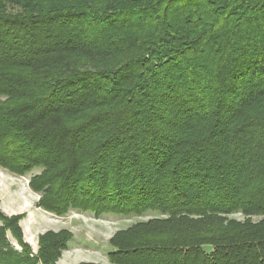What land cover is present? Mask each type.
I'll list each match as a JSON object with an SVG mask.
<instances>
[{
  "label": "trees",
  "instance_id": "16d2710c",
  "mask_svg": "<svg viewBox=\"0 0 264 264\" xmlns=\"http://www.w3.org/2000/svg\"><path fill=\"white\" fill-rule=\"evenodd\" d=\"M0 167L57 216L158 213L114 264H264V0H0ZM22 218L0 264H58Z\"/></svg>",
  "mask_w": 264,
  "mask_h": 264
},
{
  "label": "rangeland",
  "instance_id": "374dc122",
  "mask_svg": "<svg viewBox=\"0 0 264 264\" xmlns=\"http://www.w3.org/2000/svg\"><path fill=\"white\" fill-rule=\"evenodd\" d=\"M40 172V168H35L25 176H19L0 167V210L7 216L23 215L20 224L25 240L34 254L39 252L41 235L48 231L70 230L74 236L69 241L68 249L62 252L58 264H114L108 257V253L113 250L110 245L111 237L120 230H127L139 222L160 216L150 211L142 216L109 213L97 217L93 213L74 209L64 216H57L38 206L41 194L34 192L29 186L31 176ZM231 217L239 221L245 219L241 213H235ZM258 219L259 217L254 218ZM8 236L12 245L21 250L22 247L14 240L10 231Z\"/></svg>",
  "mask_w": 264,
  "mask_h": 264
}]
</instances>
